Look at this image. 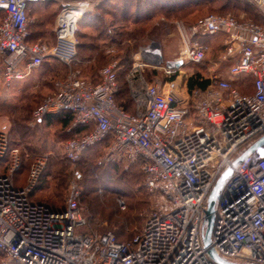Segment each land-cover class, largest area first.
Instances as JSON below:
<instances>
[{
    "label": "built area",
    "instance_id": "obj_1",
    "mask_svg": "<svg viewBox=\"0 0 264 264\" xmlns=\"http://www.w3.org/2000/svg\"><path fill=\"white\" fill-rule=\"evenodd\" d=\"M39 1L48 0H0V70L7 83L29 76L47 58L66 65L75 60L77 22L88 11V0H61L52 47L29 40L30 6ZM254 1L264 8V0ZM68 18L72 28L64 30ZM178 26L183 51L172 65L165 63V85L145 73L161 62L159 49H143L126 73L132 112L117 100L116 59L99 70L95 83L70 69L33 113L42 120L69 112L71 127H87L64 143L69 161L108 139L112 157L126 165L141 161L153 206L139 232L119 240L113 232L82 231L87 218L75 186L62 208L33 200L48 158H35L26 183L16 185L22 153L10 148L1 130L0 264H219L209 248L228 261L264 264V144L233 166L216 200L208 247L203 239L216 180L264 135V25L209 13ZM216 36L223 37V53L209 68V85L182 95L172 85L173 75L188 62L203 63L210 49L206 39ZM218 65L227 66L226 75ZM248 77L252 91L242 92L234 80Z\"/></svg>",
    "mask_w": 264,
    "mask_h": 264
},
{
    "label": "rangeland",
    "instance_id": "obj_2",
    "mask_svg": "<svg viewBox=\"0 0 264 264\" xmlns=\"http://www.w3.org/2000/svg\"><path fill=\"white\" fill-rule=\"evenodd\" d=\"M88 2L87 17L78 24L75 39L76 44L77 42L91 44L96 47L95 50L78 48L79 54L70 65L46 59L44 65L32 70L29 76L9 83L3 80L0 71V131H5L12 146H17L25 156L21 175L14 174L15 180L21 177L25 180L34 159L47 156L46 173L41 182L44 185L41 189L33 191L35 199L61 207L65 205L72 186H75L80 192L79 203L88 221L84 230L113 232L119 239H128L139 232L153 206V198L145 189L140 168L134 164L126 165L121 159L120 164L115 166L111 162L115 157H112L109 149L103 146L91 149L78 161L67 160L63 146L68 138L75 134L65 129L59 119L37 124L33 117L36 107L52 90L53 81L64 77L70 69H81L85 76L96 79L103 65L112 59H120L127 72L133 63L142 57L143 49L149 46L159 49L162 59L160 58L161 62L156 68L146 67V76L148 78L155 76L167 82L165 63L179 58L183 51L179 23L189 26L209 13H229L264 25V8L254 0H237L238 6L231 5L224 9L222 2L217 1L198 7L191 6L189 10L177 15L155 12V16L146 24V30H133L135 25L121 21L116 28L123 30H105L103 35L100 30L89 26L92 23L91 18L97 14L96 5L101 4L103 0ZM39 8L38 13L31 12L32 21L29 28L33 32L45 30V34L39 38L53 45L56 40L50 30L55 26L61 9V0H48ZM106 18L111 19L108 15ZM123 24L130 30H124L126 27H123ZM34 37L36 38V35ZM222 41L221 36L211 43V49L203 63L188 62L173 75L175 80L173 81L181 93L185 95L190 76L201 74L210 77L209 68L223 53ZM216 68L226 75L227 66L218 65ZM153 70H157V73H153ZM125 72L121 74L122 77ZM243 80L236 78L234 83L241 91L249 92V89L242 88ZM122 97L127 100L128 94L124 93ZM132 175H135L133 184L130 180ZM131 194L136 196L131 198Z\"/></svg>",
    "mask_w": 264,
    "mask_h": 264
},
{
    "label": "trees",
    "instance_id": "obj_3",
    "mask_svg": "<svg viewBox=\"0 0 264 264\" xmlns=\"http://www.w3.org/2000/svg\"><path fill=\"white\" fill-rule=\"evenodd\" d=\"M217 1L222 2V6L224 7V9L227 8L228 6H231V5L235 6L237 4L236 3L237 0H123V1L116 0V2H114V3L112 2V0H103V2L101 4L96 5L97 14H95V16H93V18H91L90 21L92 23L89 26L95 28L96 30H100V33L103 35L106 32L105 30H123V28H119V29L116 28V25H118V24L120 25L121 21H122V23H131V24L135 25L136 27H139L138 29L135 27V29H133V30H146L147 29L146 24L149 21H151V19L155 16L154 15L155 12H160V13L165 14V15H177L179 13L186 11V10H189L191 8V6L198 7V6L203 5V4L213 3V2H217ZM45 3H47V2H45ZM112 5H115V6H112ZM236 6H238V5H236ZM103 13H105L104 16L102 15ZM219 14H226V13H219ZM0 15H1V13H0ZM30 15H31V10H30ZM86 15H87V12H85L83 14V16L78 20L77 26L81 22V20H83L84 17H87ZM107 15L111 18V19L109 18L110 20H108L106 18ZM50 18H51V16H50ZM37 25H40V24H37ZM123 27H126L124 30H130L129 27L125 26L124 24H123ZM77 30H78V27H77ZM44 34H45V30H36L35 32L30 30L29 40H30V42H35L37 40H41L39 38V36H42ZM76 34H77V31L75 33V36H76ZM34 35H36V38L34 37ZM37 38H39V39H37ZM219 38H220L219 36L209 38V39H211V41H209L207 39V42L210 46V49H211V43L215 40H218ZM42 41L46 42L51 47L55 45V44L52 45L47 40H42ZM82 47L87 49V50H95L96 49V47H93L91 44L77 42V44L75 46V48H76L75 59L79 54L78 48H82ZM210 49H209V51H210ZM49 59L53 60V61L55 60L57 62L59 61L57 58H48L47 60H49ZM113 60H116V59H112L110 62H112ZM117 60H119V62H120L119 77H118V81L120 84V90L117 94V100L127 110L132 112L134 109V104H133V101H132V98H131V95H130V92H129V89L127 86V82L125 79L126 74L123 77L121 76V74L122 75L124 74L126 69L124 70V68H123L124 66L122 65V61L120 59H117ZM45 61L43 62L42 65H44ZM105 65H103V66H105ZM41 66H39V67H41ZM80 71H81L83 77L87 81L94 82V83L97 82L98 75L96 76V79L95 78H88L87 76H85L83 74V71L81 69H80ZM127 72H128V70H127ZM127 72H125V73H127ZM153 73H157V70H153ZM154 77H151V78L147 77V79L152 81V79ZM54 81H53V83H54ZM209 83H210L209 78L204 77L201 74H195V75H192L189 77L188 82H187V86H188V90L192 91L195 88L204 89L209 85ZM242 83H243L242 88L249 89L250 90L249 92L252 91L250 88L251 78L248 77V78L244 79ZM239 89H240V87H239ZM53 92H54V87L52 86V90L46 96L52 94ZM242 92H244V91H242ZM124 93L128 94L127 100H125L122 97L124 95ZM41 102H40V104H41ZM38 106L36 107V109L38 108ZM54 119H59L61 122V125L63 127H65V129L72 131L75 134L73 137L78 136L79 134H81L83 131H85L87 129V127H83V126L71 127V124L73 122V115L69 112H62V113L57 114V115H48L45 118H43L42 120H37V122H38L37 124H41L42 122H50ZM73 137H70V138H73ZM109 145H110V140L108 139V140L104 141L103 143H100V144L90 148L82 157H84L91 149H93L95 147L103 146L105 148H108ZM16 147L17 146H12L11 141H10V148H16ZM22 157H23L22 166L15 174L20 173L19 175H21V170H22L23 165L25 163V156L23 153H22ZM82 157L80 159H82ZM120 161L121 160L119 158L115 157L113 159V161H111V162L116 166L117 164H120ZM134 165L138 166L140 168L142 174H143V171L141 168V161L135 163ZM28 172H29V170H28ZM45 173H46V169H45V172L43 173V175L39 181V184L35 188L36 190L41 189L43 187L44 184H42L41 182H42V179H43V176ZM143 177H144V174H143ZM21 178H19L18 180L14 179L16 185L23 186L25 184V181L27 178L25 180L21 179ZM134 178H135V175H132V178L130 179L132 181V184L134 183L133 182V180H135ZM60 184L62 185V183H59V185ZM145 189L147 190L146 186H145ZM147 192L149 193L148 190H147ZM134 196H136V195H133V194L130 195L131 198H134ZM31 198L35 201H41V202L47 203L56 209L64 207V206H61V207L56 206V205L49 203L47 201H44V200L35 199L33 196V192L31 194ZM133 208L135 209V205ZM82 231L88 232V231H85L84 228H82ZM128 239H130V238H128ZM119 240H126V239H119Z\"/></svg>",
    "mask_w": 264,
    "mask_h": 264
},
{
    "label": "water",
    "instance_id": "obj_4",
    "mask_svg": "<svg viewBox=\"0 0 264 264\" xmlns=\"http://www.w3.org/2000/svg\"><path fill=\"white\" fill-rule=\"evenodd\" d=\"M181 61L176 62V64H181ZM169 65H172V61L168 62ZM264 144V135H262L258 140H256L249 148H247L243 153L235 158L232 163V166H229L216 180L213 188L210 191L208 196V203H207V210H206V228L204 233V244L205 246H209L210 244V237H211V230L213 226L214 216H215V208H216V200L218 194L220 192L221 186L228 175L232 172L233 166L239 165L247 156H249L257 147ZM210 256L219 264H240L237 262H232L223 259L220 257L217 252L213 248H209Z\"/></svg>",
    "mask_w": 264,
    "mask_h": 264
},
{
    "label": "crops",
    "instance_id": "obj_5",
    "mask_svg": "<svg viewBox=\"0 0 264 264\" xmlns=\"http://www.w3.org/2000/svg\"><path fill=\"white\" fill-rule=\"evenodd\" d=\"M45 2H47V1H39V2H36V3H32L31 4V6H30V10H31V12H38L39 11V7L40 6H42L43 4H45ZM30 18H31V15H30ZM31 21H32V19H31ZM50 33L54 36V38H55V40H56V42H57V39H56V34H55V26L53 27V30H50ZM56 44V43H55ZM151 49H152V46H149ZM48 59V58H47ZM60 61V60H59ZM61 62V61H60ZM63 63V62H62ZM173 80H174V78H173ZM172 80V85H174V88H176L177 89V87H176V85H175V80L173 81ZM153 81H156V82H159L160 84H162V85H165V83L163 82V80H159L157 77H154L153 78ZM171 83V82H170ZM53 87H54V84H53ZM188 88H185V90H187ZM177 91H179L180 93H181V91L180 90H178L177 89ZM182 95H184V93H181Z\"/></svg>",
    "mask_w": 264,
    "mask_h": 264
},
{
    "label": "bare ground",
    "instance_id": "obj_6",
    "mask_svg": "<svg viewBox=\"0 0 264 264\" xmlns=\"http://www.w3.org/2000/svg\"><path fill=\"white\" fill-rule=\"evenodd\" d=\"M68 21H67V25H68V27L67 28H65L64 30H71V28H72V23H71V19L70 18H68L67 19Z\"/></svg>",
    "mask_w": 264,
    "mask_h": 264
}]
</instances>
